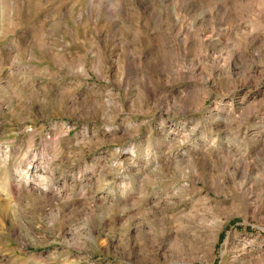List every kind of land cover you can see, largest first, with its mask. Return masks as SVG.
<instances>
[{
	"label": "rangeland",
	"instance_id": "374dc122",
	"mask_svg": "<svg viewBox=\"0 0 264 264\" xmlns=\"http://www.w3.org/2000/svg\"><path fill=\"white\" fill-rule=\"evenodd\" d=\"M0 264H264V0H0Z\"/></svg>",
	"mask_w": 264,
	"mask_h": 264
}]
</instances>
